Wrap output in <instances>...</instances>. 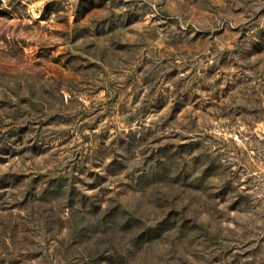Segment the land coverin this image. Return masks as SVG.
<instances>
[{
    "label": "rangeland",
    "instance_id": "374dc122",
    "mask_svg": "<svg viewBox=\"0 0 264 264\" xmlns=\"http://www.w3.org/2000/svg\"><path fill=\"white\" fill-rule=\"evenodd\" d=\"M0 264H264V0H0Z\"/></svg>",
    "mask_w": 264,
    "mask_h": 264
}]
</instances>
